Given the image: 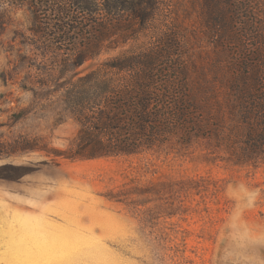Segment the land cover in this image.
Listing matches in <instances>:
<instances>
[{"label": "rangeland", "instance_id": "1", "mask_svg": "<svg viewBox=\"0 0 264 264\" xmlns=\"http://www.w3.org/2000/svg\"><path fill=\"white\" fill-rule=\"evenodd\" d=\"M158 8L157 30L184 35L185 57L213 52L201 0ZM33 26L27 6L0 4V264H264V159L235 165L207 139L93 160L44 150L79 131L64 87L153 32L62 73L64 54Z\"/></svg>", "mask_w": 264, "mask_h": 264}, {"label": "trees", "instance_id": "2", "mask_svg": "<svg viewBox=\"0 0 264 264\" xmlns=\"http://www.w3.org/2000/svg\"><path fill=\"white\" fill-rule=\"evenodd\" d=\"M6 2L31 10L33 33L65 56L62 73L153 32L150 46L64 87V111L79 131L70 147L44 149L49 154L93 160L207 139L235 165L264 159V0H201L214 48L206 57H185L184 35L157 30L160 0H0Z\"/></svg>", "mask_w": 264, "mask_h": 264}]
</instances>
